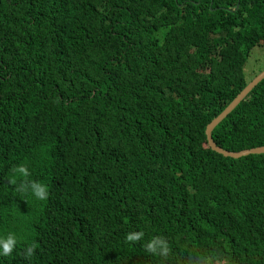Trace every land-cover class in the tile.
I'll use <instances>...</instances> for the list:
<instances>
[{
    "label": "trees",
    "instance_id": "16d2710c",
    "mask_svg": "<svg viewBox=\"0 0 264 264\" xmlns=\"http://www.w3.org/2000/svg\"><path fill=\"white\" fill-rule=\"evenodd\" d=\"M257 46L264 0H0V264H264V153L206 135ZM213 138L264 146V80Z\"/></svg>",
    "mask_w": 264,
    "mask_h": 264
},
{
    "label": "clouds",
    "instance_id": "9594fccd",
    "mask_svg": "<svg viewBox=\"0 0 264 264\" xmlns=\"http://www.w3.org/2000/svg\"><path fill=\"white\" fill-rule=\"evenodd\" d=\"M14 173H19L24 176H27L26 168L21 165L13 169ZM22 191L30 192L31 195L37 200H45L48 196L47 188L44 184L37 181H27L20 185ZM141 232H131L127 234V239L129 241H137L141 238ZM17 243V237L15 234L9 233L6 236L0 237V255L7 256L13 250V247ZM146 250L153 254H159L161 257L166 256L168 253V245L164 240L160 238H153L146 245ZM33 252L32 246H29L26 249V256H31Z\"/></svg>",
    "mask_w": 264,
    "mask_h": 264
},
{
    "label": "water",
    "instance_id": "95a60500",
    "mask_svg": "<svg viewBox=\"0 0 264 264\" xmlns=\"http://www.w3.org/2000/svg\"><path fill=\"white\" fill-rule=\"evenodd\" d=\"M264 80V70L259 72L247 86L235 97V99L218 115L216 116L206 128V135L209 146L218 153L224 156L240 158L249 154H262L264 153V146L254 147L242 151H230L218 146L213 138L214 129L248 96V94Z\"/></svg>",
    "mask_w": 264,
    "mask_h": 264
},
{
    "label": "rangeland",
    "instance_id": "374dc122",
    "mask_svg": "<svg viewBox=\"0 0 264 264\" xmlns=\"http://www.w3.org/2000/svg\"><path fill=\"white\" fill-rule=\"evenodd\" d=\"M262 69H264V47H255L245 66L246 78L253 79Z\"/></svg>",
    "mask_w": 264,
    "mask_h": 264
}]
</instances>
